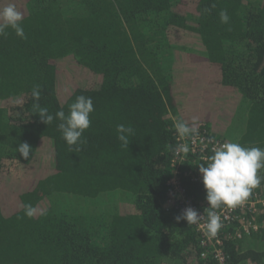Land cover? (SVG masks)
I'll use <instances>...</instances> for the list:
<instances>
[{
  "label": "trees",
  "instance_id": "obj_1",
  "mask_svg": "<svg viewBox=\"0 0 264 264\" xmlns=\"http://www.w3.org/2000/svg\"><path fill=\"white\" fill-rule=\"evenodd\" d=\"M9 3L27 38L0 36V264H217L201 257L195 225L165 207L175 124L196 116L211 138L264 148V0H0V9ZM35 85L53 116L92 98L82 151L69 150L59 119L34 114ZM118 124L134 129L129 147ZM184 157L183 171L206 162ZM183 185L208 207L203 182ZM262 191L264 181L251 194ZM258 220L243 239L225 230L230 264H264V207Z\"/></svg>",
  "mask_w": 264,
  "mask_h": 264
},
{
  "label": "clouds",
  "instance_id": "obj_2",
  "mask_svg": "<svg viewBox=\"0 0 264 264\" xmlns=\"http://www.w3.org/2000/svg\"><path fill=\"white\" fill-rule=\"evenodd\" d=\"M212 7H215V4ZM204 11L210 12L211 9L205 8ZM219 17L221 23H229L230 17L227 10L222 9L219 12ZM23 19V13L17 9L14 3L4 6L0 9V36H6L5 30L11 28L17 36L26 39ZM31 95L36 101L34 114H38L40 120L47 125L51 124L54 119H59L58 129L69 146V150L76 153L82 151L86 144V140L82 139V136L85 130L90 127V114L95 110L92 98L79 95L69 105L67 114L61 108L53 116L46 107H41L39 104L40 85H35L32 88ZM198 120L199 117L193 116L192 123L189 124L181 118L175 124V129L181 137L198 134ZM116 132L121 146L129 147V137L134 135V129L131 126L118 124ZM183 150L186 152L188 149L184 147ZM17 151L27 160L32 149L27 142H21ZM261 169H264V148L245 147L237 142L226 141L212 149V155L205 163L199 165L208 202V207L205 208L207 211L206 236L215 237L222 227L221 218L216 215L214 210L221 206L235 208L243 204L251 195L252 190L264 181V175L259 174ZM22 208L24 214L29 218H32L37 212L31 203L24 204ZM40 214L46 215V211H41ZM203 217L204 215H199L197 210L188 207L176 216V220L183 219L188 222V225H191L198 224Z\"/></svg>",
  "mask_w": 264,
  "mask_h": 264
},
{
  "label": "built area",
  "instance_id": "obj_3",
  "mask_svg": "<svg viewBox=\"0 0 264 264\" xmlns=\"http://www.w3.org/2000/svg\"><path fill=\"white\" fill-rule=\"evenodd\" d=\"M203 125L204 124H201L199 127L198 134L184 137H181L178 134L179 146L177 151L178 157L175 159L176 170L168 181L165 207L167 209L178 208L181 212L188 207H192L198 211L199 215H204L198 224H194L200 235V244L204 248L201 252V257L208 258L211 255L216 259L217 264H230L228 260L229 258L224 249L225 237L227 235L223 234L225 233V230H228V238L243 239L261 227L258 220V213L260 209L264 207V191L251 194L243 204L235 208L221 206L220 208L215 209L214 211L216 215L221 218L222 227L215 237H208L205 235L207 211H205V208L200 206L194 198L187 193V190L183 185L184 177H191L194 181L203 182L202 174L200 171H183L179 166L180 162L183 163L186 160V157H184V147H187L188 149L186 152L190 151L198 154L200 159L207 161L210 154H212V149L224 143V141L219 138L209 137L206 131L202 128ZM230 228L234 231L230 232Z\"/></svg>",
  "mask_w": 264,
  "mask_h": 264
},
{
  "label": "rangeland",
  "instance_id": "obj_4",
  "mask_svg": "<svg viewBox=\"0 0 264 264\" xmlns=\"http://www.w3.org/2000/svg\"><path fill=\"white\" fill-rule=\"evenodd\" d=\"M191 42H192V41L189 40V42L187 41L186 44H189L190 47H192V46H194V45L192 44L193 42H192V43H191ZM195 47H196V48H195L196 50H197V49H200V47H197V46H195ZM229 140H230V139H229Z\"/></svg>",
  "mask_w": 264,
  "mask_h": 264
}]
</instances>
